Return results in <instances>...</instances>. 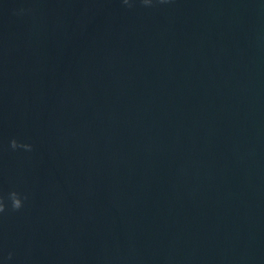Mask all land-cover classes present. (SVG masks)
<instances>
[{
  "label": "water",
  "instance_id": "1",
  "mask_svg": "<svg viewBox=\"0 0 264 264\" xmlns=\"http://www.w3.org/2000/svg\"><path fill=\"white\" fill-rule=\"evenodd\" d=\"M0 207V264H264V0H0Z\"/></svg>",
  "mask_w": 264,
  "mask_h": 264
},
{
  "label": "clouds",
  "instance_id": "2",
  "mask_svg": "<svg viewBox=\"0 0 264 264\" xmlns=\"http://www.w3.org/2000/svg\"><path fill=\"white\" fill-rule=\"evenodd\" d=\"M126 2H127V0H126ZM149 2H150V0H145V3H149ZM12 204H13V207L19 208L22 205V200L18 197L14 198V201ZM2 210H3V207H0V211H2Z\"/></svg>",
  "mask_w": 264,
  "mask_h": 264
}]
</instances>
